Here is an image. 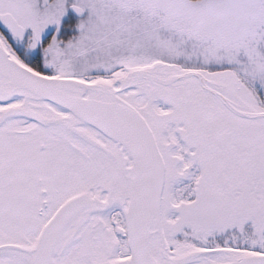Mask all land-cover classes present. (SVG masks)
<instances>
[{
  "label": "snow or ice",
  "instance_id": "snow-or-ice-1",
  "mask_svg": "<svg viewBox=\"0 0 264 264\" xmlns=\"http://www.w3.org/2000/svg\"><path fill=\"white\" fill-rule=\"evenodd\" d=\"M0 264H264V0H0Z\"/></svg>",
  "mask_w": 264,
  "mask_h": 264
}]
</instances>
